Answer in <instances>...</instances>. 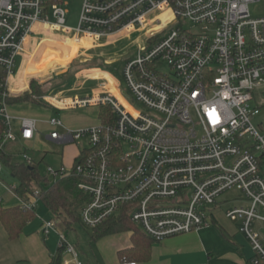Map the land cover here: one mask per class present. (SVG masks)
Here are the masks:
<instances>
[{"label": "built area", "instance_id": "built-area-1", "mask_svg": "<svg viewBox=\"0 0 264 264\" xmlns=\"http://www.w3.org/2000/svg\"><path fill=\"white\" fill-rule=\"evenodd\" d=\"M260 1L83 0L78 24L70 29L65 25L67 3L60 0H0V119L5 126L0 170L5 146L18 137L33 141L39 131L40 121L13 116L7 103L16 57L24 53L36 25L69 34V39L106 42L150 27V22L146 40L122 70L127 98L147 110L128 104L132 113L109 96L42 97L60 110L110 105L114 113L111 123L78 130L60 117L48 118L50 142L88 141L75 167L48 168V178L74 173L83 180L78 187L89 197L80 210L84 228L92 230L126 210L130 221L156 242L215 223L219 198L237 190L247 205L227 210L225 216L238 222L239 232L251 242L250 264H264V247L253 229L256 222L264 227V125L261 135L253 124L264 105V98L256 102V94L264 91V17L252 18L249 11L251 3ZM155 13L167 16L147 20ZM186 21L196 30L170 28ZM163 63L170 74L159 69ZM21 156L23 164H34L31 156ZM17 187L7 192L22 208L36 209L42 190L34 189L25 200ZM61 224L42 222V236L55 233L58 250L82 264Z\"/></svg>", "mask_w": 264, "mask_h": 264}, {"label": "rangeland", "instance_id": "rangeland-1", "mask_svg": "<svg viewBox=\"0 0 264 264\" xmlns=\"http://www.w3.org/2000/svg\"><path fill=\"white\" fill-rule=\"evenodd\" d=\"M60 1L67 3L66 9L68 14L65 25L70 29L75 28L78 24L83 0ZM249 11L252 18L264 17V0L251 3L249 5ZM156 16H159L163 20L167 14L155 13L149 16L147 20L155 18ZM151 24L149 22L147 26L152 27L153 25ZM150 27L141 30L137 29L114 42H103V40L94 42L89 38L69 39L71 37L69 34L61 35L58 31H54L47 36L35 35L34 40L36 42L43 37L67 39L61 42H58L56 39L53 41L45 40L43 44L47 45L36 55L34 61L32 60L33 56L28 60L25 55L19 54L15 60V73L9 81L10 86L8 91H10V87H15L18 90H27V88L29 89L31 80L38 83L42 81L43 84H46L47 88H50V92L58 95L59 98H83L86 94L93 97L97 91H104L101 93L102 95L114 96L128 111H132L129 105H136L137 108L147 110L140 103L129 101L127 98L126 93L129 94V88L123 77L122 70L127 61L126 59L134 57L140 45H142V41L146 40V31ZM160 28L158 26L154 30H159ZM170 28H183L186 31L196 30L187 21L182 25H174ZM25 48L27 50L31 49L28 45ZM114 58L118 61L108 65L107 70L103 68L105 66L104 60L111 61L110 59ZM159 69L164 74H170L169 67L164 63L159 65ZM103 73H107V75ZM102 85L105 87H102ZM263 98L264 91L256 94V102H259ZM33 99L39 101L40 97L33 96ZM19 111L21 116L33 118L40 122L38 126V137L34 143L22 141L19 137L17 142L14 143L13 150L16 154V160L21 162L22 153L31 156L37 162V170L42 178L49 177L47 174L48 168L59 170L61 166L69 167L79 151L88 147V141L85 139H80L74 144L67 145H57L50 142L46 139V136L51 129L44 122L50 117L58 116L64 120L65 124L72 125V128L70 127L71 130H78L91 127H84V123H89L90 121L96 122L99 119L98 106L76 107L74 109L55 111L48 107L28 103L22 105ZM253 124L261 135H263L261 125H264V105L259 109V114L253 119ZM12 126L14 133L18 136V122L12 121ZM17 185L18 180L12 177L10 169L2 165L0 170V201L3 206L10 207L15 203L14 195L7 192V190H11L14 193L12 188L17 187ZM41 187L45 189L47 186L42 184ZM218 203H220L221 208L215 217L216 225L223 228L229 234L227 235L229 236L227 239L234 245L239 246L245 255H252V244L238 231V222L231 221L225 216L227 210L247 205L246 200H243L242 193L237 190H231L222 195ZM35 210L34 219L24 228L23 236L15 241H10L7 238L6 232L0 224V264H33V257H36L38 250L34 244L25 245L24 240L26 236H36L39 243L41 242L43 246L49 238V242L55 245L56 240L53 239L52 234L48 238H44L46 240L43 242V237L40 232L42 222L55 219L41 200L37 201ZM59 226L61 227V225ZM253 229L258 234L259 243L264 247L263 225L256 222L253 224ZM63 232L67 240L73 245L78 242L81 249L84 248V244L91 240V232L83 228L80 224H76L72 231L64 230Z\"/></svg>", "mask_w": 264, "mask_h": 264}, {"label": "trees", "instance_id": "trees-1", "mask_svg": "<svg viewBox=\"0 0 264 264\" xmlns=\"http://www.w3.org/2000/svg\"><path fill=\"white\" fill-rule=\"evenodd\" d=\"M103 68L107 70L108 66L105 65ZM43 86L44 84L31 80L29 90L22 96L7 98L8 105L13 106L31 103L43 106L40 101L33 99V96L42 97L45 94ZM1 95L2 89H0V99L2 97ZM98 117L100 122L104 124L114 121L112 107L110 105H100ZM4 130L5 126L0 119V137ZM11 145L8 144L5 146L1 152V158L3 165L10 169L12 177L18 180L16 192L25 200H28L29 195L34 189L41 188V201L52 214L53 218L62 223L65 231L74 230L76 224H80L83 227L81 224L80 210L89 200L88 195L84 194L78 187L83 180L74 173L55 181L46 177L42 178L37 170V162L34 160V164L30 166L18 162ZM79 158L80 156H77L74 159L73 167L79 163ZM42 184H45L47 187L43 189L41 187ZM35 211V209H24L20 205L5 207L0 201V224L4 228L7 238L10 241L19 239L26 225L34 219ZM89 231L91 232L90 238L93 241H98L110 235L129 233L131 247L122 249L117 253L120 263L126 261L142 263L147 262L150 258L151 243L153 240L145 236L141 229L130 221L126 210H123L118 217ZM62 253V250H58L49 264H60Z\"/></svg>", "mask_w": 264, "mask_h": 264}, {"label": "crops", "instance_id": "crops-1", "mask_svg": "<svg viewBox=\"0 0 264 264\" xmlns=\"http://www.w3.org/2000/svg\"><path fill=\"white\" fill-rule=\"evenodd\" d=\"M34 29H35V33L28 39V43L26 44L31 49L27 50L25 48L26 47L25 45L24 53H22L28 58V60L30 59L31 56H33L32 59L33 61L35 60L36 55L39 54L42 51V49L47 45V44H43L45 40L53 41L54 39H56L55 37L54 38L43 37L42 39L36 42L34 40L35 35L47 36L52 34L53 32L43 30L40 25H36ZM64 39L62 38L60 39V37H58L56 40L58 42H61ZM119 39L120 37L112 38L106 42H114ZM110 60L111 61L104 60V64L108 66L118 61L115 58ZM27 61H26V65H27ZM103 74L107 75V73H103ZM28 76H32V75H28ZM39 83L43 84L42 81H40ZM9 86H10V82H9ZM102 87L105 86L102 85ZM43 88L45 90V94L43 96L55 97L58 100H74V99L59 98L58 95L50 92V88H47L46 84H44ZM27 90L29 89L27 88ZM27 90L26 89L18 90L15 87H10V91H9L11 93L10 97L22 96ZM103 92L104 91H97L96 93H94L93 97L107 96L106 94L102 95L101 93ZM42 97H40L39 99V101L42 102L43 104L42 107H48L55 111H60V109L54 108L46 101L42 100ZM89 97L91 96H88V94H86V96L83 98H75V99H84ZM109 97H114V96H109ZM24 104L9 106L11 114L15 117H24L19 114L20 112L19 108H21V106ZM62 110H66V109H62ZM14 121L18 122L17 120ZM99 123L100 120L98 119L96 122L90 121L89 123H84L83 126L84 127L92 126ZM65 125L68 128L72 126L68 124ZM18 128H19V122H18ZM18 134H19V129H18ZM37 137H38V133L36 134L34 140L30 142L34 143L37 140ZM13 146L14 143L11 145L12 149L14 148ZM76 156L74 157V159L76 158ZM72 164L70 166H72ZM16 205L18 204L17 201L15 200V203H13L10 207ZM60 228L62 231L65 230L62 224ZM40 232H41V228H40ZM51 234L53 235V239L56 240L55 245L54 243L49 242L48 237ZM51 234L47 237L48 238L47 240L44 239V237L42 236L43 242H45V240L47 242L44 244V246L41 244V242L39 243V240L36 236L25 235L26 236L24 240L25 245L34 244L35 246H37L38 254L36 255V257H33V264H49L51 259L57 254L58 238L55 233H51ZM227 235L229 234L225 232L223 228L218 227L215 222L209 225L208 227L201 228L199 230L190 232L188 234L175 236L160 242L152 241L149 260L147 262L136 263V264H250V261L254 253L250 256L245 255L243 251H241L239 246L234 245L232 242H230L227 239V237H229ZM22 236L23 233L21 234L19 239ZM75 246L79 253L78 261L81 262L82 264H121L117 257V253L122 249L131 247V240L129 233H119L116 235L103 237L98 241H93L91 239L86 244H84V248L82 249L80 248L78 242L75 244ZM60 264H76V262L70 255L62 253Z\"/></svg>", "mask_w": 264, "mask_h": 264}, {"label": "bare ground", "instance_id": "bare-ground-1", "mask_svg": "<svg viewBox=\"0 0 264 264\" xmlns=\"http://www.w3.org/2000/svg\"><path fill=\"white\" fill-rule=\"evenodd\" d=\"M49 101L53 102V103L56 104V105H60V102H58V101L55 100V99H50V98H49ZM130 112L134 113L133 111H130Z\"/></svg>", "mask_w": 264, "mask_h": 264}]
</instances>
